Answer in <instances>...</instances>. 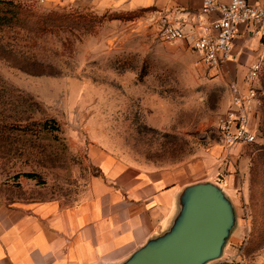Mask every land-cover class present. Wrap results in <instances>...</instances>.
<instances>
[{"label": "rangeland", "instance_id": "rangeland-1", "mask_svg": "<svg viewBox=\"0 0 264 264\" xmlns=\"http://www.w3.org/2000/svg\"><path fill=\"white\" fill-rule=\"evenodd\" d=\"M2 1L71 18L0 25V207L81 200L102 155L185 167L219 185L236 214L221 256L206 264H264V61L258 142L224 155L218 121L233 82L186 44L164 42L147 12Z\"/></svg>", "mask_w": 264, "mask_h": 264}, {"label": "crops", "instance_id": "crops-1", "mask_svg": "<svg viewBox=\"0 0 264 264\" xmlns=\"http://www.w3.org/2000/svg\"><path fill=\"white\" fill-rule=\"evenodd\" d=\"M54 1L98 12L147 9V19L157 28L159 16L183 22L187 39L175 43L186 44L196 53L189 37L200 32L202 0ZM257 61H264V37L246 24L235 36L232 59L214 71L217 78L240 84ZM229 106L230 99L226 110ZM237 146L224 148V155ZM98 165L100 175L86 196L73 204L46 201L0 207V264H120L170 228L183 189L192 180L205 181L206 176L185 167L130 162L110 155L100 156Z\"/></svg>", "mask_w": 264, "mask_h": 264}, {"label": "built area", "instance_id": "built-area-1", "mask_svg": "<svg viewBox=\"0 0 264 264\" xmlns=\"http://www.w3.org/2000/svg\"><path fill=\"white\" fill-rule=\"evenodd\" d=\"M44 2L45 0H39ZM197 26L200 32L189 37L191 48L199 54L202 64L219 69L232 59V47L238 29L252 25L255 34L264 37V3L250 0H202ZM159 34L166 43L187 39L183 22L172 23L159 16ZM262 61L253 63L242 83L230 84V106L218 121V133L224 148L258 142L255 124L259 97L257 82Z\"/></svg>", "mask_w": 264, "mask_h": 264}, {"label": "water", "instance_id": "water-1", "mask_svg": "<svg viewBox=\"0 0 264 264\" xmlns=\"http://www.w3.org/2000/svg\"><path fill=\"white\" fill-rule=\"evenodd\" d=\"M170 228L120 264H206L219 258L236 226L232 201L217 184L186 186Z\"/></svg>", "mask_w": 264, "mask_h": 264}, {"label": "trees", "instance_id": "trees-1", "mask_svg": "<svg viewBox=\"0 0 264 264\" xmlns=\"http://www.w3.org/2000/svg\"><path fill=\"white\" fill-rule=\"evenodd\" d=\"M149 10L147 9H141V10H136L132 12H148ZM25 15L26 18H29L28 23H34V18L35 22H42L43 24L47 25H54L56 23H62L66 21L67 19L71 18L69 15L65 14H58V13H49L46 15H41L37 12H34L28 6H23L21 4H18L14 1H2L0 0V25H9L13 21H20V16ZM56 26V25H54ZM261 79H262V85H263V92H264V68L262 70L261 74ZM261 91L258 90V93ZM262 100V108L264 111V93L261 96ZM260 132L262 133V137H264V125L262 124V128H260ZM260 154L259 158L264 157V145L260 147Z\"/></svg>", "mask_w": 264, "mask_h": 264}]
</instances>
